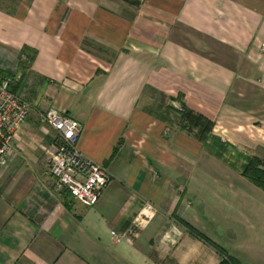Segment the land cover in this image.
<instances>
[{
  "label": "crops",
  "instance_id": "1",
  "mask_svg": "<svg viewBox=\"0 0 264 264\" xmlns=\"http://www.w3.org/2000/svg\"><path fill=\"white\" fill-rule=\"evenodd\" d=\"M0 72L31 106L0 167V264H219L178 221L205 235V189L230 224L220 247L264 264V189L243 176L264 163V0H0ZM52 109L112 176L95 207L49 173Z\"/></svg>",
  "mask_w": 264,
  "mask_h": 264
},
{
  "label": "built area",
  "instance_id": "2",
  "mask_svg": "<svg viewBox=\"0 0 264 264\" xmlns=\"http://www.w3.org/2000/svg\"><path fill=\"white\" fill-rule=\"evenodd\" d=\"M20 79L21 76L9 77L0 72V167L8 165L16 134L31 111L30 104L15 92ZM40 118L51 130V144L46 155L56 186L76 204L95 207L112 176L105 166L86 159L79 151L81 123L53 109L41 114ZM115 239L119 236L115 235Z\"/></svg>",
  "mask_w": 264,
  "mask_h": 264
},
{
  "label": "trees",
  "instance_id": "3",
  "mask_svg": "<svg viewBox=\"0 0 264 264\" xmlns=\"http://www.w3.org/2000/svg\"><path fill=\"white\" fill-rule=\"evenodd\" d=\"M23 56H26V54ZM26 58L29 59L28 56H26ZM182 118L183 120L188 119L189 121L187 123H183L182 128L189 130H198V137L202 141L206 142L208 138L207 136L213 128L211 122L201 116L194 115L191 111H188L187 114L185 112L182 113ZM212 143L213 144L210 145L211 148H221V145H219L216 139L213 138ZM243 176L249 179L257 187L264 189V163L261 160L257 158H246V164L243 167ZM65 196L66 198H70L68 195ZM178 221L179 223H181V225L187 228L191 232V234L202 240L205 244L213 248L218 253L221 258L219 264H242L238 259L230 256L224 249L215 244L213 241H211L205 235L200 233L194 227L180 219H178Z\"/></svg>",
  "mask_w": 264,
  "mask_h": 264
},
{
  "label": "rangeland",
  "instance_id": "4",
  "mask_svg": "<svg viewBox=\"0 0 264 264\" xmlns=\"http://www.w3.org/2000/svg\"><path fill=\"white\" fill-rule=\"evenodd\" d=\"M216 194H217V190L212 189V191L209 190V192H207L205 189V195L206 196L203 197V199L206 200L207 198L210 197L212 200L209 199L210 204L208 206L206 205V208L203 210V213L201 215H199V218L202 219L200 223H201V225L204 226L203 227V229H204L203 233L205 235L210 237L212 234L214 237H216L214 239V241L217 243V245L230 247L231 246L230 242L227 241L228 239L226 237H224V235H223L224 233L223 234L221 233V230L222 231L224 230V227L226 226L225 224H227V223L221 217V194H218V195H216ZM242 223H243V227L241 229L242 234H243L242 241H240V239L237 236L236 244H237V246L242 245L243 248H245L247 244H245L244 242L247 240L248 236H247V231L244 228L245 223L244 222H242ZM227 225H230V224H227ZM221 234H222V236H221ZM223 237H224V241L221 240ZM262 246L264 247V244H262Z\"/></svg>",
  "mask_w": 264,
  "mask_h": 264
}]
</instances>
